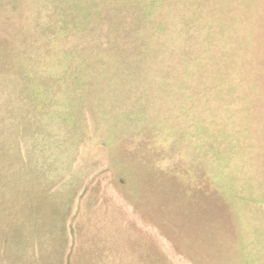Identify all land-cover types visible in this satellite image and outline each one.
Listing matches in <instances>:
<instances>
[{"label": "rangeland", "instance_id": "obj_1", "mask_svg": "<svg viewBox=\"0 0 264 264\" xmlns=\"http://www.w3.org/2000/svg\"><path fill=\"white\" fill-rule=\"evenodd\" d=\"M0 78V264H264V0H0Z\"/></svg>", "mask_w": 264, "mask_h": 264}, {"label": "trees", "instance_id": "obj_2", "mask_svg": "<svg viewBox=\"0 0 264 264\" xmlns=\"http://www.w3.org/2000/svg\"><path fill=\"white\" fill-rule=\"evenodd\" d=\"M169 31H170L169 27L168 26H164L162 21L156 23V27H153L152 32L150 34H147V36H146L148 38L147 39L148 43L147 44L145 43V45L140 43L138 52L140 53L141 50H143V49L147 50V48H152L153 50H155V52H157L156 49L158 50V49H160V47H163V48H166L165 49L166 53L171 55V54H174V53L177 54L179 51L181 52L182 50H184L180 46H177V38L175 37L177 34L169 35ZM165 38H167L168 41L164 40ZM203 38H205V37H203ZM153 41H158L159 45L156 44V43L153 44ZM160 43H162V44H160ZM163 44H164V46H163ZM205 51H206V48L204 49V53H205ZM201 56L202 55H198V57H197L196 55L191 54L190 56L185 58L184 59L185 63L183 62L185 64V68L181 69L182 72H183L181 74V76H185V78L186 77H194L195 76L194 72H195L196 67H194L195 69L194 68H188V67H192L191 65H193V64H195V66H196V64H200V62L202 61L201 60ZM168 69H170V68H168ZM162 75H164V74H162ZM166 76H165L164 80H159V81H161L162 84H167L168 83V78H171V75H169L167 71H166ZM31 79H33V77H31ZM31 79H29V82H26V84H28V83L31 84ZM35 81H37L38 83H41L38 80H35ZM0 84H2L1 78H0ZM184 84H185V86H187V84H188L186 79L184 80ZM41 85H42V83H41ZM34 86L35 85L33 84L32 87L34 88ZM43 89H44V86L42 87V89L40 91L38 89H36V93L45 95L46 93H45V91ZM173 95H176V93H173ZM148 141H151L152 148H153L152 151L156 155V152H157L156 150H158V149L156 147H154V143L155 142L150 140V139L149 140H145L144 145H146V146L149 145Z\"/></svg>", "mask_w": 264, "mask_h": 264}]
</instances>
